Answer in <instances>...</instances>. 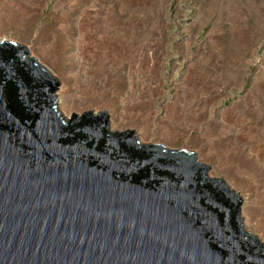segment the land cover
<instances>
[{"label": "water", "instance_id": "water-1", "mask_svg": "<svg viewBox=\"0 0 264 264\" xmlns=\"http://www.w3.org/2000/svg\"><path fill=\"white\" fill-rule=\"evenodd\" d=\"M58 83L0 38V264H264L240 194L193 150L65 116Z\"/></svg>", "mask_w": 264, "mask_h": 264}, {"label": "rangeland", "instance_id": "rangeland-1", "mask_svg": "<svg viewBox=\"0 0 264 264\" xmlns=\"http://www.w3.org/2000/svg\"><path fill=\"white\" fill-rule=\"evenodd\" d=\"M0 38L51 70L65 116L193 150L264 240V0H0Z\"/></svg>", "mask_w": 264, "mask_h": 264}]
</instances>
